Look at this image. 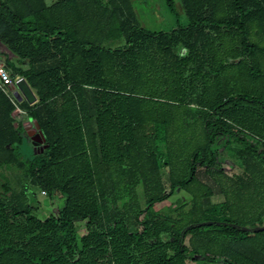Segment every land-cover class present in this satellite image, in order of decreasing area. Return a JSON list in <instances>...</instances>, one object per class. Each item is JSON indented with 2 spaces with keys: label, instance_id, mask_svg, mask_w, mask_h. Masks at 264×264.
Masks as SVG:
<instances>
[{
  "label": "trees",
  "instance_id": "1",
  "mask_svg": "<svg viewBox=\"0 0 264 264\" xmlns=\"http://www.w3.org/2000/svg\"><path fill=\"white\" fill-rule=\"evenodd\" d=\"M164 1L174 14L172 0ZM107 5L0 0V42L20 59L58 58L56 68L39 73L5 65L36 98L15 104L44 140L29 175L48 200H61L38 218L12 194L0 199V264H264V229L253 231L264 227V0H182L186 23L156 35L169 64L160 70L145 66L141 45L153 36ZM100 37L124 44L105 49ZM177 47L187 54L176 60ZM190 99L197 109L188 123ZM14 108L0 90V154L24 136L11 125ZM192 125L200 137L194 148ZM217 138L224 139L220 151L210 149ZM177 151L186 153L180 170L171 161ZM222 151L242 167V181L233 201L210 204L196 172L215 168ZM176 187L191 195L187 214L178 202L167 209L175 219L148 211ZM241 193L247 211L237 214ZM79 222L85 232L77 238Z\"/></svg>",
  "mask_w": 264,
  "mask_h": 264
},
{
  "label": "rangeland",
  "instance_id": "2",
  "mask_svg": "<svg viewBox=\"0 0 264 264\" xmlns=\"http://www.w3.org/2000/svg\"><path fill=\"white\" fill-rule=\"evenodd\" d=\"M59 0H43L46 6H50L53 3ZM101 4L105 5L107 2H110L111 5H107L108 11L111 10L112 5L119 6L121 8L122 15L133 20V24L137 29L141 30L145 34H149L153 36L151 41H146L142 44V49L145 52L146 56V68L150 69L151 64L154 65V70H160L162 66L168 64L165 62L164 53L162 48L159 47L157 43L156 35L158 33H163L169 31L170 29L176 28L178 25H183L186 23L182 0H172L174 14H171L165 5L164 0H98ZM116 14H119L116 12ZM100 47L105 49H111L116 47H122L124 42L122 39H104L100 37L97 43ZM172 58L181 59L186 56L187 51L183 47H177L175 50L171 51ZM46 56V57H45ZM37 59H35V58ZM31 59H20L13 52L8 50L1 42H0V59L4 63H10L13 66L21 67L22 69L30 68L32 72L39 73L46 71L45 69H53L58 66V58L53 52L43 53L37 56H34ZM40 57V58H39ZM35 59V60H34ZM51 66H55L52 67ZM50 67V68H47ZM153 72V70H151ZM198 91H195L196 94ZM194 102V101H193ZM188 114L183 115V118L186 122L191 123V112L197 109L196 103L191 104L190 101L187 102ZM192 105V107H191ZM12 119V127L13 129L19 128L23 131V138L19 139L16 143V147L11 151L2 152L0 154V199L6 200L9 194H12L16 203L19 207H27L30 206L34 209L32 214L37 216L38 218H44L51 213H54L61 205V200L58 196H54V198L50 201L46 198L45 195H42L40 191L37 189L32 177L29 175V167L28 164L33 160V157H37V155H42L44 152V144L34 143L32 142L25 134V131L30 133V136L37 137L40 139L41 134L38 131V128L35 127V122L31 119L26 112L21 109H13L10 113ZM195 119V116L194 118ZM180 122L177 119L176 128L177 132L180 134L181 127ZM191 136H197L194 142H191L189 147L198 145L200 142V137L197 135L198 132L194 128V125L191 127ZM22 135V134H21ZM224 142L223 138H217L215 142L211 145L210 149L218 148L219 151L222 150L220 146H222ZM172 148L177 149L174 142ZM218 157V164L215 168H211L208 171L198 169L196 172V178L199 181H202L209 190L208 201L210 204H217L223 202L225 199H230L233 201L234 195L233 191L236 187H238L237 181H242L238 179L239 175L242 172V167L236 161L233 162V158L231 157V152L226 155L222 151ZM177 151L175 155L172 156L171 161H176L179 164H174L175 168L179 170L182 168L183 158L185 157V151H182L181 155H178ZM220 168L223 170L220 171ZM161 174H165L166 168H161L159 170ZM2 187H6L8 189V193H3ZM191 190V187L189 188ZM251 189V187L249 188ZM236 190V189H235ZM259 194L262 191H257ZM135 194L137 198V202L141 209L144 208V198L143 192L139 185L136 186ZM253 195V193H252ZM190 194L180 190L179 188H174L171 196L159 203L153 204L148 211L157 216L158 218L170 217L177 218L175 213H168L167 209L172 202H178L181 206L180 212L184 215L188 213L191 209V199ZM243 193L239 196L240 200L234 206L237 214L241 211H247V206H244ZM260 197V196H259ZM257 199V198H255ZM237 201V200H236ZM120 202H116V205H119ZM252 204V203H250ZM240 208V209H239ZM8 220L19 224L22 223L21 219L13 218L11 214L7 216ZM145 215L140 217V220H144ZM264 219V218H263ZM257 227V226H256ZM84 222L76 223V235L77 238L84 234ZM160 238H164V234H160ZM152 240H148L151 243ZM184 244L187 247L191 245V238L186 236L184 240Z\"/></svg>",
  "mask_w": 264,
  "mask_h": 264
},
{
  "label": "water",
  "instance_id": "3",
  "mask_svg": "<svg viewBox=\"0 0 264 264\" xmlns=\"http://www.w3.org/2000/svg\"><path fill=\"white\" fill-rule=\"evenodd\" d=\"M14 87L16 88V90L13 91V97L16 102L20 103L24 101L27 105H32L36 102V98L27 83L25 82L24 78L19 77L18 79H16L14 82ZM35 127L37 128L36 124ZM25 134L34 143H42L44 141L42 136L40 137V139H38L37 137L30 136V133H28L27 131H25ZM263 229L264 227H256L253 229V231Z\"/></svg>",
  "mask_w": 264,
  "mask_h": 264
},
{
  "label": "built area",
  "instance_id": "4",
  "mask_svg": "<svg viewBox=\"0 0 264 264\" xmlns=\"http://www.w3.org/2000/svg\"><path fill=\"white\" fill-rule=\"evenodd\" d=\"M19 76L13 75L11 69L0 59V90L9 99L12 105L16 107V100L13 97V91L16 90L14 82ZM43 195V192H40Z\"/></svg>",
  "mask_w": 264,
  "mask_h": 264
},
{
  "label": "crops",
  "instance_id": "5",
  "mask_svg": "<svg viewBox=\"0 0 264 264\" xmlns=\"http://www.w3.org/2000/svg\"><path fill=\"white\" fill-rule=\"evenodd\" d=\"M45 57H46V56H45ZM34 58H35V57H34ZM39 58H40V57H39ZM35 59H37V58H35ZM35 59H34V60H35ZM52 67H55V66H51V68H52ZM47 68H50V67H47ZM45 70H47V69H45Z\"/></svg>",
  "mask_w": 264,
  "mask_h": 264
}]
</instances>
